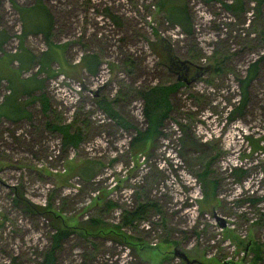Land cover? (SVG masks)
I'll return each mask as SVG.
<instances>
[{
	"label": "rangeland",
	"instance_id": "374dc122",
	"mask_svg": "<svg viewBox=\"0 0 264 264\" xmlns=\"http://www.w3.org/2000/svg\"><path fill=\"white\" fill-rule=\"evenodd\" d=\"M37 1L52 16L49 39L60 63L40 74L46 113L30 101L29 117H0V264H40L58 225L74 231L61 239L56 264H264V1L242 0L232 12L233 0H184L192 28L183 33L160 0H0L5 51L21 46L14 4ZM33 13L40 12L26 9L22 17ZM158 37L190 67L188 83L151 48ZM43 41L32 34L23 44L39 55ZM92 55L94 74L81 63ZM176 81L182 84L168 95L157 134L132 142L147 127L140 93ZM50 121L79 129L82 139L63 147ZM145 201L156 207L121 224Z\"/></svg>",
	"mask_w": 264,
	"mask_h": 264
},
{
	"label": "trees",
	"instance_id": "16d2710c",
	"mask_svg": "<svg viewBox=\"0 0 264 264\" xmlns=\"http://www.w3.org/2000/svg\"><path fill=\"white\" fill-rule=\"evenodd\" d=\"M264 0H255L256 4L259 5ZM160 6L164 9V15L166 19L173 25H177L180 27V29L183 31V33H191L192 28V22L190 20V17L186 10V5L184 3V0H160ZM242 0H233L232 4H229L227 8L231 10L232 12L241 10ZM15 8L17 9L18 13L21 14V29L19 33V41L21 42V46H18L17 50H23L25 49V52H19L14 54H9L11 51H5L4 45L8 42L7 40L8 35L4 31H1L0 33V55H6L9 56L8 63L15 61L17 62V67L19 69V72L21 73L22 70L29 71L30 75L38 76L37 80L39 81L38 85H34L28 89V86L25 84L20 90L17 89L16 85H13V79L5 77L6 79V86L8 89V93L4 95L2 102L0 103V107L2 105L7 106V111L2 112L0 110V117H4L9 120L16 121L17 118L24 115L26 112L28 113L29 117V111H27L25 108V104L30 101H37L40 106L41 110L46 113L48 110V102L47 98L41 90L44 88V77L39 76L40 74H45L48 76L49 74V66L51 62H58L60 63V57L58 56L59 50L58 46L50 42V30L52 28V16L50 15L49 11L46 10V8L37 1L35 4H33L30 7H21L16 4H14ZM26 9L35 10L38 9L40 12L39 14L33 13L30 20H24L22 15L23 12L26 11ZM257 11H259V7H256ZM31 23H34L31 25ZM33 27V28H31ZM37 34L41 35L43 38V42L47 44V49L42 51L39 55L33 54L29 49L27 50L26 47H24V39L28 35ZM152 49H157L159 52V55L163 56L164 58L161 59V63L169 65V57H172V55L169 54L170 47L168 43L161 37H158L155 39L154 43H151ZM51 48L55 49V53L50 56L46 57L47 51L51 50ZM14 51V52H15ZM28 55V56H27ZM26 56L28 57L29 66L28 67H22L21 63L23 60L26 59ZM58 60V61H57ZM82 64L84 65V68L91 74H94L96 72L97 67V60L94 55L90 57H82ZM219 63L216 65L217 71L219 68ZM37 67V69H36ZM255 62L250 65V67L247 70V75L244 79H242L243 88L245 87V83L249 81L252 77H254ZM35 68V71L33 69ZM61 68L63 70L64 66L61 65ZM1 69V68H0ZM68 76H72L68 71H64ZM35 77V78H36ZM2 79V78H1ZM33 82V81H32ZM31 82V83H32ZM182 84V81H176L174 84L170 85H155L151 86L145 91L141 92L140 95L143 98L144 106H143V115L147 121V127L144 129V131H137V135L134 137L132 142H137V145H141L144 143H147L149 140H151L155 134L158 132V127L160 126L161 122H163L164 118L167 117V112L171 108V104L168 98V95L170 92L176 90L179 85ZM39 92V94L33 93ZM242 99L244 100L245 91H243ZM25 95L26 99L23 102L19 101V96ZM99 99V98H98ZM241 100L239 104H241ZM100 103V106L103 108V110L111 117H117L118 122L124 123V120L118 115V113L111 107L110 102L99 99L98 101ZM243 102V101H242ZM170 107V108H169ZM25 112L24 114H22ZM47 127H49L52 131H56L61 135L62 145L63 147L68 146H76L81 138L80 130H71L70 125L67 124H60L57 123V121H50L47 124ZM89 168V167H88ZM87 167H83L82 174L85 178H89L92 174V170L88 169ZM209 184V183H208ZM209 189L213 192L215 183L211 181ZM206 189V188H205ZM204 195H207V191ZM107 207H112L114 204L111 201L106 202ZM156 207V204L152 201H145V202H139L137 207L131 211H126L122 218H121V224L127 225L130 224L133 220L142 218L145 216V213L147 210L154 209ZM92 223H100V220L97 218H91ZM97 227V226H95ZM98 228V227H97ZM83 230V229H82ZM74 231L72 227L67 225H58L55 232L51 235V245L49 249L43 253V257L40 264H56V257H55V250L58 248L61 239L65 238L70 234V232ZM106 233H112L109 230L106 231ZM259 251L258 253L259 257Z\"/></svg>",
	"mask_w": 264,
	"mask_h": 264
},
{
	"label": "crops",
	"instance_id": "0c3cea01",
	"mask_svg": "<svg viewBox=\"0 0 264 264\" xmlns=\"http://www.w3.org/2000/svg\"><path fill=\"white\" fill-rule=\"evenodd\" d=\"M0 29H1L0 30V33H1V31H3V30H2V28H0ZM14 51L15 50H12L11 53H9V54L25 52V49L17 50L15 52ZM27 56H26V59L23 60L22 63H21V66L24 67V68L29 66V61H28V57ZM8 59H9V56L0 55V68H1L0 69V84L2 82L6 81L5 77H8V78H12L13 79L12 83H13V85L17 86L18 90H20L23 86H25V84L28 86V89H30L33 86V84L34 85H38V83H39V81L37 80L38 76L36 77V76L30 75V74L25 75V76L22 75L23 72H29V71L22 70V72L20 73L19 69L17 67V62L12 61V62L8 63ZM33 93H37V92H35V90H34Z\"/></svg>",
	"mask_w": 264,
	"mask_h": 264
},
{
	"label": "flooded vegetation",
	"instance_id": "af4514ba",
	"mask_svg": "<svg viewBox=\"0 0 264 264\" xmlns=\"http://www.w3.org/2000/svg\"><path fill=\"white\" fill-rule=\"evenodd\" d=\"M169 65L170 69L173 70L178 76L179 80L187 81V76H191L190 74V67H188L184 62H181L180 60L176 59L175 57H169ZM193 75L190 77V80H192Z\"/></svg>",
	"mask_w": 264,
	"mask_h": 264
},
{
	"label": "water",
	"instance_id": "95a60500",
	"mask_svg": "<svg viewBox=\"0 0 264 264\" xmlns=\"http://www.w3.org/2000/svg\"><path fill=\"white\" fill-rule=\"evenodd\" d=\"M181 62H184V63H185V61H181ZM186 62H187V61H186ZM185 64H186V63H185ZM174 253H175V251H174ZM180 255L183 257L184 260L187 261V257H186L183 253H180ZM193 261H194V260H193ZM193 261H188V263L193 262Z\"/></svg>",
	"mask_w": 264,
	"mask_h": 264
}]
</instances>
